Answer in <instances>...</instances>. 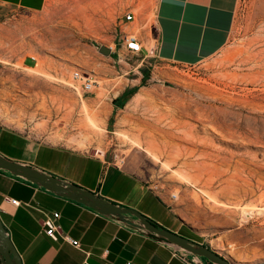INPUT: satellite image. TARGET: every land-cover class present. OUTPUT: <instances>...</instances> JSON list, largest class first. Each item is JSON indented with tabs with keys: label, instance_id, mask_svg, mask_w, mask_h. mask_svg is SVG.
I'll list each match as a JSON object with an SVG mask.
<instances>
[{
	"label": "rangeland",
	"instance_id": "rangeland-1",
	"mask_svg": "<svg viewBox=\"0 0 264 264\" xmlns=\"http://www.w3.org/2000/svg\"><path fill=\"white\" fill-rule=\"evenodd\" d=\"M157 3L51 0L37 12L0 3V127L92 154L98 149L94 155L116 161L157 192L173 212L159 210L168 224L238 264H258L264 261V0H239L228 42L192 64L125 47L129 31L155 41ZM129 10L134 21L125 19ZM101 44L115 52L103 53ZM31 55L35 61L27 65ZM76 69L96 79L91 92L73 80ZM133 87L117 106L115 95Z\"/></svg>",
	"mask_w": 264,
	"mask_h": 264
},
{
	"label": "crops",
	"instance_id": "crops-1",
	"mask_svg": "<svg viewBox=\"0 0 264 264\" xmlns=\"http://www.w3.org/2000/svg\"><path fill=\"white\" fill-rule=\"evenodd\" d=\"M51 0H0L9 7L43 11ZM239 0H158L155 41L147 32L139 38L147 55L155 49L163 62L192 64L214 55L228 42ZM111 46V53L115 46ZM35 57H27L32 65ZM123 92V91H122ZM118 96L115 95V98ZM114 98V99H115ZM115 106V105H114ZM0 152L32 163L68 181L95 190L123 206L135 207L159 223V210H172L141 177L109 160L30 133L0 127ZM10 198L21 202L14 203ZM59 211L65 232L79 239L76 246L63 236H50L39 217ZM133 217V214H128ZM0 217L21 254L23 264H212L207 258L182 257L177 246L95 207L0 168ZM166 221V222H165ZM172 225V226H171Z\"/></svg>",
	"mask_w": 264,
	"mask_h": 264
},
{
	"label": "water",
	"instance_id": "water-1",
	"mask_svg": "<svg viewBox=\"0 0 264 264\" xmlns=\"http://www.w3.org/2000/svg\"><path fill=\"white\" fill-rule=\"evenodd\" d=\"M99 49L105 54H110L112 51L111 46L106 44H101ZM0 168L10 170L17 175L24 176L58 193L87 203L101 212L118 218L120 221L136 227H142L148 233L183 248L200 259L201 257L207 258L212 264H238L222 255L217 249L209 246L207 243L197 241L181 232L164 226L135 207L123 206L102 196L95 190L68 181L32 163L11 158L0 152ZM128 214H133L134 216L129 217ZM182 222L185 223L184 220ZM0 264H23L21 254L8 234L7 227L4 225L1 217ZM258 264H264V261Z\"/></svg>",
	"mask_w": 264,
	"mask_h": 264
},
{
	"label": "built area",
	"instance_id": "built-area-1",
	"mask_svg": "<svg viewBox=\"0 0 264 264\" xmlns=\"http://www.w3.org/2000/svg\"><path fill=\"white\" fill-rule=\"evenodd\" d=\"M125 19L126 20H135L136 14L133 10H129L125 13ZM151 26V34L152 37H155V26L154 23ZM123 41L125 43V47L128 50L138 52L142 51L143 44L139 38V35L134 31L125 32L123 34ZM156 51L155 49L152 50L151 54L155 55ZM73 80L76 81L79 86L81 87L82 91L84 93L91 92L96 84V79L92 76L91 73H87L81 69H76L73 71L72 74ZM173 197H177L176 193L171 194ZM10 200L14 203L19 204L21 201L17 198H10ZM60 216L59 211H54L52 214H47L44 216L39 217V222L43 226L44 230L52 237L57 238L59 236H63L70 240L72 243H74L76 246H81V243L79 239H75L68 235L61 224L58 222V218ZM179 254L184 257L188 258L189 252L183 248L177 247V250ZM126 264H132L131 260H128Z\"/></svg>",
	"mask_w": 264,
	"mask_h": 264
},
{
	"label": "trees",
	"instance_id": "trees-1",
	"mask_svg": "<svg viewBox=\"0 0 264 264\" xmlns=\"http://www.w3.org/2000/svg\"><path fill=\"white\" fill-rule=\"evenodd\" d=\"M147 76H145L146 78ZM138 87H133L129 90H125L124 93L122 95H118L115 99H114V103L117 104V106H122L127 100L128 98L134 94L136 92Z\"/></svg>",
	"mask_w": 264,
	"mask_h": 264
},
{
	"label": "bare ground",
	"instance_id": "bare-ground-1",
	"mask_svg": "<svg viewBox=\"0 0 264 264\" xmlns=\"http://www.w3.org/2000/svg\"><path fill=\"white\" fill-rule=\"evenodd\" d=\"M77 147H78V146H77ZM91 151H92V150H91ZM97 152H98V149L95 148V149L93 150V154H96ZM102 153H103V152H102Z\"/></svg>",
	"mask_w": 264,
	"mask_h": 264
},
{
	"label": "flooded vegetation",
	"instance_id": "flooded-vegetation-1",
	"mask_svg": "<svg viewBox=\"0 0 264 264\" xmlns=\"http://www.w3.org/2000/svg\"><path fill=\"white\" fill-rule=\"evenodd\" d=\"M189 237H191V236H189ZM191 238H193V237H191ZM194 239V238H193Z\"/></svg>",
	"mask_w": 264,
	"mask_h": 264
}]
</instances>
